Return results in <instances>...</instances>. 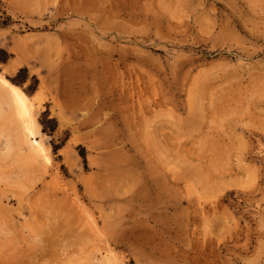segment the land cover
<instances>
[{
    "label": "rangeland",
    "instance_id": "rangeland-1",
    "mask_svg": "<svg viewBox=\"0 0 264 264\" xmlns=\"http://www.w3.org/2000/svg\"><path fill=\"white\" fill-rule=\"evenodd\" d=\"M0 77V264H264V0H0Z\"/></svg>",
    "mask_w": 264,
    "mask_h": 264
},
{
    "label": "bare ground",
    "instance_id": "bare-ground-1",
    "mask_svg": "<svg viewBox=\"0 0 264 264\" xmlns=\"http://www.w3.org/2000/svg\"><path fill=\"white\" fill-rule=\"evenodd\" d=\"M0 87L4 90L0 96V112L6 107L12 118L19 123L21 133L25 136L29 147V158L44 157L45 149L36 141L39 132L32 115V103L18 87L8 83L3 77H0Z\"/></svg>",
    "mask_w": 264,
    "mask_h": 264
}]
</instances>
